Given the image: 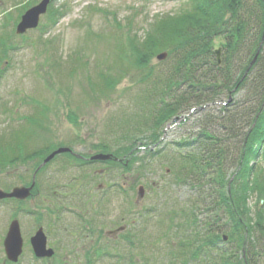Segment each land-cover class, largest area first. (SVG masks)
<instances>
[{
  "label": "rangeland",
  "instance_id": "rangeland-1",
  "mask_svg": "<svg viewBox=\"0 0 264 264\" xmlns=\"http://www.w3.org/2000/svg\"><path fill=\"white\" fill-rule=\"evenodd\" d=\"M41 1L0 0V38L5 35L8 43L7 53H0V158L12 160L0 171L5 191L30 184L51 146L67 145L86 156L103 151V146L111 153L126 149L140 128L136 122L148 114L153 95L160 94L156 74L170 66L168 57L156 58L158 53L147 69L137 68L136 51L154 20L187 6V0H52L39 27L18 36L22 15ZM222 45L221 38L214 45L220 59ZM224 103L204 108L218 113ZM198 111L183 115L191 120L187 125H198ZM32 118L36 124L28 123ZM181 132L179 125L168 126L162 144L150 149L157 154L145 157L146 165L141 161L146 151L137 156L140 160L128 173V195L120 190L126 176L122 166L57 158L37 178L41 196L21 205L0 203V246L17 219L24 239L18 264H40L28 240L40 226L49 227V244L56 253L42 264H86L90 258L88 264H165L171 245L177 248L184 240L177 224L184 222L182 212L191 195L166 172L178 151L171 143ZM73 184L78 187L70 188ZM140 186L145 188L143 199H138ZM46 206L54 215L33 211ZM125 225L127 231L117 240L105 236ZM197 245L185 249L176 263L207 264L210 259L204 251L198 255ZM220 246L230 247L227 242ZM0 264H10L1 248Z\"/></svg>",
  "mask_w": 264,
  "mask_h": 264
},
{
  "label": "trees",
  "instance_id": "trees-1",
  "mask_svg": "<svg viewBox=\"0 0 264 264\" xmlns=\"http://www.w3.org/2000/svg\"><path fill=\"white\" fill-rule=\"evenodd\" d=\"M220 38L219 65L214 45ZM143 41L139 50L135 46L137 68L147 69L162 52L170 66L156 74L160 94L136 122L140 128L130 144L115 154L132 150L138 161L139 147L150 153L167 124L200 108L197 128L187 125L190 118L181 122V136L171 143L178 148L169 164L175 184L191 195L184 222L177 224L184 240L171 245L165 264H177L194 243L207 264H264V2L187 0L179 14L154 20ZM218 101L226 103L218 113L203 109ZM27 121L36 124L37 118ZM10 161L5 156L0 165ZM224 235L230 247L220 246Z\"/></svg>",
  "mask_w": 264,
  "mask_h": 264
},
{
  "label": "water",
  "instance_id": "water-1",
  "mask_svg": "<svg viewBox=\"0 0 264 264\" xmlns=\"http://www.w3.org/2000/svg\"><path fill=\"white\" fill-rule=\"evenodd\" d=\"M264 1V0H263ZM50 4V0H43L39 5L33 7L22 17L21 22L17 27V34L24 35L29 30L36 29L39 26L40 18L45 15ZM219 51L217 52L219 58ZM167 58V54H161L158 56L159 61H163ZM256 59V58H255ZM255 61V60H254ZM220 64V61H219ZM69 149H59L56 152L49 155L41 167L45 166L48 162L52 161L57 155L61 153L68 152ZM112 158L111 155L99 154L92 158V160L106 161ZM35 187V180L30 188L20 187L15 188L10 193H5L0 190V200L2 199H17V200H27L31 195V191ZM144 191L140 188V195L143 196ZM227 240V237L224 238ZM32 246L37 257L45 258L51 257L53 255L52 250H47V241L42 231H39L37 235L32 239ZM5 248L8 260L17 263L19 257L23 251V240L21 237L19 223L17 221L13 222L7 238L5 240Z\"/></svg>",
  "mask_w": 264,
  "mask_h": 264
},
{
  "label": "flooded vegetation",
  "instance_id": "flooded-vegetation-1",
  "mask_svg": "<svg viewBox=\"0 0 264 264\" xmlns=\"http://www.w3.org/2000/svg\"><path fill=\"white\" fill-rule=\"evenodd\" d=\"M83 162H88L86 159L83 161ZM126 188H128V186H125ZM46 212H48L49 213V209L48 210H46ZM48 221H49V218H48ZM46 234L48 235V237H49V232H46ZM99 235H100V233H99ZM90 236L91 235H86V237L87 238H90ZM94 237V236H93Z\"/></svg>",
  "mask_w": 264,
  "mask_h": 264
}]
</instances>
